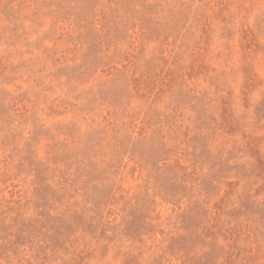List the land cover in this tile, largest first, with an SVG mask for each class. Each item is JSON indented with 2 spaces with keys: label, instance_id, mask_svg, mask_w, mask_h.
<instances>
[{
  "label": "rangeland",
  "instance_id": "1",
  "mask_svg": "<svg viewBox=\"0 0 264 264\" xmlns=\"http://www.w3.org/2000/svg\"><path fill=\"white\" fill-rule=\"evenodd\" d=\"M0 264H264V0H0Z\"/></svg>",
  "mask_w": 264,
  "mask_h": 264
}]
</instances>
